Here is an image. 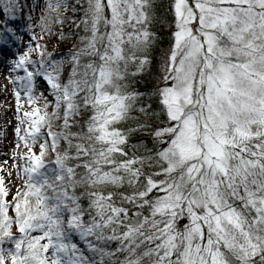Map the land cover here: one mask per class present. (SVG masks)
Returning <instances> with one entry per match:
<instances>
[{
	"label": "snow or ice",
	"instance_id": "snow-or-ice-1",
	"mask_svg": "<svg viewBox=\"0 0 264 264\" xmlns=\"http://www.w3.org/2000/svg\"><path fill=\"white\" fill-rule=\"evenodd\" d=\"M160 7L0 0V47L23 41L26 9L31 33L9 62L0 264H264V0ZM157 23L168 47L140 91Z\"/></svg>",
	"mask_w": 264,
	"mask_h": 264
},
{
	"label": "bare ground",
	"instance_id": "bare-ground-1",
	"mask_svg": "<svg viewBox=\"0 0 264 264\" xmlns=\"http://www.w3.org/2000/svg\"><path fill=\"white\" fill-rule=\"evenodd\" d=\"M5 51L0 47V53ZM0 60V164L7 160L6 167L11 168L14 161L11 159L12 151L16 143L14 128L16 126L15 118V99L12 95V85L8 82V77L11 75L10 66H1ZM4 85L8 86V90L4 91ZM47 86H44V90ZM13 168V172H14Z\"/></svg>",
	"mask_w": 264,
	"mask_h": 264
},
{
	"label": "rangeland",
	"instance_id": "rangeland-1",
	"mask_svg": "<svg viewBox=\"0 0 264 264\" xmlns=\"http://www.w3.org/2000/svg\"><path fill=\"white\" fill-rule=\"evenodd\" d=\"M21 2L22 3L26 2L27 4H32L34 2H38L40 5L43 4V0H21ZM40 14H41L40 7H37L35 12L32 13V15L34 17H37V18L40 16ZM68 15L71 16V13H69ZM27 16H28V12L26 9L25 12L22 14V16L19 18V20L17 21V23L14 25L18 30V34H20L21 36L24 37L23 41L20 43H13L11 46H8V47H3L5 49V51H2L3 52L2 55L0 53V60L3 64V66H5V63H8L12 59H15L20 54V52H22L23 50H26V45L28 44L29 37L31 35V33L27 32V30H26ZM73 30L75 31L76 29L73 28ZM37 31H38V29H37ZM64 31H65V33H68L69 28L67 26H65ZM45 40H48V37H45ZM71 48H72V42L71 41L68 43L57 44L56 40H52L48 44V50L52 51L54 53H57L58 58H62V55H66ZM33 58L35 59L37 57H33ZM9 65H10V63H9ZM17 74L22 75L23 73L22 72L11 73L12 76L17 75ZM44 86H47L46 82L38 81V90L40 92L45 91Z\"/></svg>",
	"mask_w": 264,
	"mask_h": 264
},
{
	"label": "trees",
	"instance_id": "trees-1",
	"mask_svg": "<svg viewBox=\"0 0 264 264\" xmlns=\"http://www.w3.org/2000/svg\"><path fill=\"white\" fill-rule=\"evenodd\" d=\"M158 2L161 4L159 11L163 15L165 14L168 0H158ZM153 30L157 33L158 42L155 45V51L153 52V61L150 68L146 67L144 73L141 75H137L134 78L129 77L132 86L140 91L151 89L153 84L156 82L160 72V52L162 49L168 47L169 33L167 25L165 23H157L156 25H154ZM130 71H135V69L130 68ZM137 139V137H133V142H135Z\"/></svg>",
	"mask_w": 264,
	"mask_h": 264
}]
</instances>
